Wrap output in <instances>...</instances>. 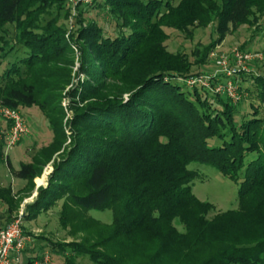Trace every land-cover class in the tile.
<instances>
[{"label": "trees", "instance_id": "16d2710c", "mask_svg": "<svg viewBox=\"0 0 264 264\" xmlns=\"http://www.w3.org/2000/svg\"><path fill=\"white\" fill-rule=\"evenodd\" d=\"M65 1L0 0V35L4 25L14 24L22 49L4 69L0 107H37L51 134L18 170L6 159L11 176L24 182L20 194L31 192L33 179L53 163L47 186L38 188L35 200L26 205L24 220L59 206V226L68 227L70 235L82 234L79 242L55 243L22 227L24 235L44 244L35 250L28 242L22 264L41 260L46 247L49 262L57 258L61 264H264V227L248 236L234 233L241 215L244 221L255 217L257 226L264 225V118L252 102L248 109L243 103L264 104L260 67L250 63L252 72L232 78L239 95L233 103L202 87L182 91L178 83L203 75L210 49L191 63L160 47L163 28L191 37L194 29L212 22L214 42L221 43L230 30L247 23L253 10L263 17L264 28V0H180L175 6L161 0H99L92 5L108 8L130 33L102 36L95 23L80 31V70L98 81L81 85L79 101H94L74 111L67 148L60 98L71 79L67 66L72 61L62 29L55 24L60 14L66 15ZM53 5L54 19L40 25V16ZM11 52L0 53V68ZM225 80L219 75L210 86ZM105 82L117 86L106 87ZM68 92L74 97L77 91ZM123 94H128L126 102ZM7 127L3 123L0 130ZM3 147L0 134V157ZM190 164L208 166L231 181L243 171L237 211L207 217L213 206L193 197ZM18 196L9 185L0 187V228L13 220L24 198ZM90 210H110L111 222L86 217Z\"/></svg>", "mask_w": 264, "mask_h": 264}, {"label": "rangeland", "instance_id": "374dc122", "mask_svg": "<svg viewBox=\"0 0 264 264\" xmlns=\"http://www.w3.org/2000/svg\"><path fill=\"white\" fill-rule=\"evenodd\" d=\"M99 0H96L95 5ZM149 0H142V3L148 2ZM162 3L169 2L175 6L180 0H161ZM69 0H66L64 3V10L66 15L60 14V20H56V25L61 27L62 35L65 41H67L68 51L71 52V65L67 66L70 71V82L65 87L64 91L61 93L60 98V107L62 109V129L66 137L64 146L67 148L69 146V138L71 137V126L70 122L73 119L74 111L81 108L86 102L94 101V98H88L86 101L81 102L78 99V94L81 90V85L85 84L86 81L93 82L94 84L98 81L96 78L94 80H89L88 76L83 74L80 70L81 67V51L80 45L82 41H79L80 31L86 29V26L96 24L101 29V34L106 35L107 37L111 36H127L130 33L128 27H123L122 21L115 19L114 16L108 13V8H95L92 5H87L85 7L76 6L74 8V13L71 11V7L68 5ZM97 5V4H96ZM82 9V17L79 19V10ZM88 9V10H87ZM55 7L45 9V14L40 16L41 22L40 25H44L47 20L54 19L55 17ZM58 17V18H59ZM57 18V17H56ZM257 19V22L254 19ZM262 20L259 14L255 10L251 11V15L246 24L239 25L224 38L221 43L214 42L217 38L215 33V24L212 22L209 26L205 28H197L192 31V36L189 37L185 33H180L178 30L163 28L165 34V39L162 41L160 47H162L167 53L171 55H183L185 61L193 62L194 58L201 59L202 53L205 49H210L208 55L206 56L205 65L202 69L203 74H215V58L221 56L222 54L228 55L234 49H241L245 47L248 51H264V28L262 27ZM91 23V24H90ZM18 31L17 26L14 24H6L1 30V43H0V53L4 51H12V54H9L5 60L1 63L2 67L0 68V88H2L6 81L7 77L3 79L4 69L6 64L12 60V55L15 56L16 52L22 51L20 46L16 44V37ZM64 41V42H65ZM66 43V42H65ZM21 54V53H19ZM195 56V57H194ZM256 63L259 68L260 73L264 76V60ZM97 65V64H96ZM250 63H247L245 67L251 72ZM3 69V70H2ZM195 69V68H194ZM193 69V70H194ZM16 78H14L15 80ZM236 81H240V78H237ZM105 82L106 87L108 86H117V83H108ZM181 90H188L190 87L180 81L178 82ZM248 85L249 83L242 82V85ZM102 87V86H100ZM99 87V89H100ZM201 88L200 86H196ZM75 90L76 95L74 97L69 96L70 90ZM101 90V89H100ZM190 91V89H189ZM124 102L128 99V94L120 95ZM243 98H245V93ZM242 98V99H243ZM247 98V97H246ZM252 102L254 109L257 108L258 117L264 118V104L258 101H243L245 107L248 109V104ZM251 110V113L255 110ZM25 122L27 128V134L20 140V142L13 148L5 149L3 147L2 154L0 157V187L10 186L12 189V194L19 197L18 195H24V198L20 201L18 208L15 211L14 217L21 211L25 215L26 205L32 203L37 197V189L40 187H46L48 182V177L52 173L53 163L50 161L41 171V173L33 179V190L29 193L26 189L23 194L19 193V190L24 186L20 184L12 185V176L11 172L6 165V160L10 162V166L13 170H18L21 163H29L30 157L39 147L45 146L51 138L50 131L47 127L46 120L43 113L37 107H19L17 111ZM3 124L0 123V127ZM264 127V124H263ZM30 137L28 141L27 137ZM7 156V158H5ZM259 156L257 154L248 155L247 160L255 159ZM188 169H191L194 174V178L190 183L191 193L194 195L197 200L201 202H207L213 206V211L209 213L207 217L212 215L225 212L227 210L237 211L238 202H237V190L238 182L241 180L243 171H240L239 174L235 176V179L232 181L221 176L216 170L211 169L208 166H203L199 164H190ZM18 183H22V180H17ZM40 184V185H39ZM27 194V196H26ZM1 209V206H0ZM58 210L59 206L49 209L46 212H42L40 215L36 216L34 219H25L22 218V227L31 234L33 237H44L45 239L52 242H79L82 238L81 233L75 235H70L68 227L66 230H63L58 224ZM110 210H90L85 213L86 217L93 218L100 223L109 224L112 219ZM241 215V214H239ZM240 218H243L241 222H237L235 226V232L237 235H250L254 231H258L264 227V225L255 224V217H251L249 221H244V215H241ZM243 221V222H242ZM247 221V222H246ZM174 226L178 231H182V226L178 225L177 221L173 222ZM29 242L34 244V249L36 250L39 245L44 246L43 242L33 240L32 237H29ZM45 253H48V247L44 248ZM50 256V254L48 253ZM61 264V260L50 258L49 264ZM81 263L89 264L87 260H83Z\"/></svg>", "mask_w": 264, "mask_h": 264}, {"label": "built area", "instance_id": "2783aa9c", "mask_svg": "<svg viewBox=\"0 0 264 264\" xmlns=\"http://www.w3.org/2000/svg\"><path fill=\"white\" fill-rule=\"evenodd\" d=\"M96 0H69V6L74 13L76 6L85 7L92 5ZM264 60V51H248L234 49L228 55L222 54L215 58V74L201 75L191 77L186 80L187 87L200 86L209 89L215 94L225 95L233 103L239 100V95L236 92V86L232 82V78L237 76L238 72L248 73L246 64L252 62H260ZM225 77L224 84H216L213 87L210 83L217 76ZM0 123L8 124L5 131L0 130V134L4 135V148L11 149L15 147L20 140L27 134L25 122L17 111L10 108L0 107ZM7 158V156H5ZM6 160V159H5ZM23 213L20 211L13 220L6 226L0 228V264H22V252L25 245L29 242V236L23 234L22 218ZM49 256L44 254L39 261H34L32 264H48Z\"/></svg>", "mask_w": 264, "mask_h": 264}, {"label": "crops", "instance_id": "0c3cea01", "mask_svg": "<svg viewBox=\"0 0 264 264\" xmlns=\"http://www.w3.org/2000/svg\"><path fill=\"white\" fill-rule=\"evenodd\" d=\"M29 138H30V137L28 136V137L26 138V140L28 141ZM30 157H31V156H30ZM30 157H28V159H29ZM11 184H12L13 186L16 185V184H20L21 186H23L24 182H22V183H18L17 179H14V178L12 177ZM39 185H40V184H39ZM51 264H54V263H51Z\"/></svg>", "mask_w": 264, "mask_h": 264}]
</instances>
